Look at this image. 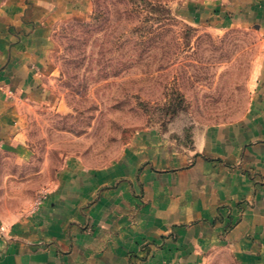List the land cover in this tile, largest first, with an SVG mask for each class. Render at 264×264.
I'll use <instances>...</instances> for the list:
<instances>
[{
	"label": "crops",
	"instance_id": "obj_1",
	"mask_svg": "<svg viewBox=\"0 0 264 264\" xmlns=\"http://www.w3.org/2000/svg\"><path fill=\"white\" fill-rule=\"evenodd\" d=\"M83 3L0 0V183L33 158L26 107L45 97L53 24ZM184 6L193 24L264 40V0ZM150 140L109 168L66 164L32 210L0 205V264H208L222 251L264 264V48L238 119L195 131L182 150Z\"/></svg>",
	"mask_w": 264,
	"mask_h": 264
},
{
	"label": "rangeland",
	"instance_id": "obj_2",
	"mask_svg": "<svg viewBox=\"0 0 264 264\" xmlns=\"http://www.w3.org/2000/svg\"><path fill=\"white\" fill-rule=\"evenodd\" d=\"M210 1L84 0L87 11L55 22L45 97L26 107L34 155L10 166L1 207L32 210L68 163L109 168L147 139L182 150L195 131L238 119L264 40L181 17L184 3ZM208 264L236 263L222 251Z\"/></svg>",
	"mask_w": 264,
	"mask_h": 264
},
{
	"label": "trees",
	"instance_id": "obj_3",
	"mask_svg": "<svg viewBox=\"0 0 264 264\" xmlns=\"http://www.w3.org/2000/svg\"><path fill=\"white\" fill-rule=\"evenodd\" d=\"M166 10H167V14H168L169 16H171L172 12H171L170 8H167V7H166ZM169 104H170V105H173V106L176 105V103H175V104H172V103H170V102L168 103V105H169ZM170 105H169V106H170Z\"/></svg>",
	"mask_w": 264,
	"mask_h": 264
}]
</instances>
